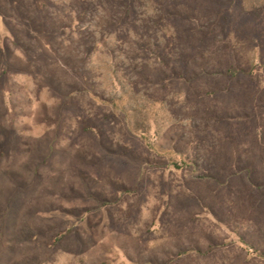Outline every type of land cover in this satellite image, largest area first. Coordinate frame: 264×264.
Listing matches in <instances>:
<instances>
[{"label": "rangeland", "instance_id": "obj_1", "mask_svg": "<svg viewBox=\"0 0 264 264\" xmlns=\"http://www.w3.org/2000/svg\"><path fill=\"white\" fill-rule=\"evenodd\" d=\"M0 264H264V0H0Z\"/></svg>", "mask_w": 264, "mask_h": 264}]
</instances>
